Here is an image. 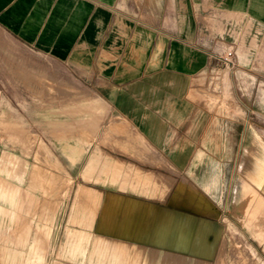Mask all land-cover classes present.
Wrapping results in <instances>:
<instances>
[{
  "label": "rangeland",
  "instance_id": "obj_1",
  "mask_svg": "<svg viewBox=\"0 0 264 264\" xmlns=\"http://www.w3.org/2000/svg\"><path fill=\"white\" fill-rule=\"evenodd\" d=\"M217 30L224 32L221 22ZM225 39L215 38L221 48L210 49L211 54H224ZM232 45V66L211 56L207 68L188 77L189 97L205 110L206 118L211 113L217 120L211 134L217 141L223 136L224 115L232 109H264V37L251 49L248 68L235 75ZM240 76L250 84L235 79ZM113 97V86L53 60L0 28V174L23 186L0 189V201L8 206L0 211L8 217L0 240H24V264H128L119 259L130 253L156 258L161 250L211 256L220 223H226L220 240H229V252L238 250L237 258L241 242L251 243L241 264L250 263L257 240H264V198L254 181L243 179L241 145L232 158L214 147L210 153L202 150V157L217 151L223 162L187 164L178 170L143 142L126 117L116 115ZM250 120L264 124V116ZM188 150L193 155L194 149ZM261 159L257 156L256 161ZM254 179L264 189V161ZM111 197L134 205H109ZM164 214L168 223L160 222ZM126 217L133 226L153 224L152 239L146 240L152 246L122 241H137L118 233ZM4 251L6 246L0 245V260Z\"/></svg>",
  "mask_w": 264,
  "mask_h": 264
},
{
  "label": "crops",
  "instance_id": "obj_2",
  "mask_svg": "<svg viewBox=\"0 0 264 264\" xmlns=\"http://www.w3.org/2000/svg\"><path fill=\"white\" fill-rule=\"evenodd\" d=\"M209 20L213 22L211 27ZM218 22L224 26V32L217 30ZM0 28L53 60L69 63L100 84L113 86L116 115L126 117L143 142L178 170L187 164L223 162L217 151L202 157V150L214 147L232 158L233 150L241 145L244 152L238 165L247 176L243 179L254 181L264 198L262 185L254 179L264 161V124L250 120L264 116V109L254 110L248 105L244 112L232 109L230 116L224 115L223 136L217 141V136L211 138L217 130V120L211 118V113L206 118L208 114L194 103L188 92L189 75L207 68L211 52L220 50L215 38L225 37L226 45L235 43L237 66L232 75L248 68L251 49L263 43L264 0H0ZM235 79L250 84L247 77ZM185 147L194 149L193 155ZM257 156L261 161H256ZM9 184L23 187L0 174L1 191H7ZM243 184L251 187V183ZM108 204L126 208L134 205L115 197L108 198ZM3 208L8 206L0 201V211ZM7 218L0 213V230ZM167 221L168 214H164L160 222ZM132 222V218H124L118 233L133 236L137 241H122L143 248L152 246L153 242L146 240L152 239L153 224L144 226L137 222L133 226ZM220 224L221 233L211 256L187 257L182 253L164 254L161 250L155 253L156 258L130 253L128 258L119 260H128V264L247 261L251 243L241 242L242 250L237 258L238 250L229 252V240H220L222 229L227 226ZM0 245L7 248L0 264H24V240H0ZM256 245L250 263L264 264V240H257Z\"/></svg>",
  "mask_w": 264,
  "mask_h": 264
},
{
  "label": "built area",
  "instance_id": "obj_3",
  "mask_svg": "<svg viewBox=\"0 0 264 264\" xmlns=\"http://www.w3.org/2000/svg\"><path fill=\"white\" fill-rule=\"evenodd\" d=\"M221 42L224 43V41H221ZM223 47H224L223 48L224 54H222V55L210 54V55L217 57V59H219V60H223L224 63L227 64V66H232L231 57H232V53H233V45L228 43L227 45L225 44Z\"/></svg>",
  "mask_w": 264,
  "mask_h": 264
}]
</instances>
